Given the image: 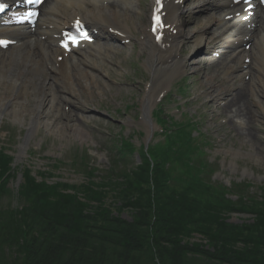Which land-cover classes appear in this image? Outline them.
I'll use <instances>...</instances> for the list:
<instances>
[{"label":"trees","instance_id":"trees-1","mask_svg":"<svg viewBox=\"0 0 264 264\" xmlns=\"http://www.w3.org/2000/svg\"><path fill=\"white\" fill-rule=\"evenodd\" d=\"M183 147L171 135L152 163L79 186L24 170L18 205L0 207V264H264V196L222 200ZM11 162L0 153V199L12 195ZM231 213L253 221L229 224Z\"/></svg>","mask_w":264,"mask_h":264},{"label":"rangeland","instance_id":"rangeland-1","mask_svg":"<svg viewBox=\"0 0 264 264\" xmlns=\"http://www.w3.org/2000/svg\"><path fill=\"white\" fill-rule=\"evenodd\" d=\"M133 54L129 56L122 51L114 58L113 63L105 68L109 77L107 79L111 81L107 82L109 89H103L100 95L94 89L92 97L84 99L83 103L89 111L88 124L76 123L84 132L82 140L74 136L70 130H66V126L72 123H69L71 121L68 113L63 112L55 119L56 123H61V130L57 133L47 132L43 127L34 130L28 140L27 150L20 156L19 146L27 137L29 119L26 117L15 122L7 110L3 111L4 113L0 115V151L12 155L16 177L10 179L8 186L12 195L0 199L1 208L8 209L9 206L14 208L18 205L15 189L18 187H16L18 179L20 178V183L23 181L21 172L24 170H30L32 176L38 180L39 174L45 176L48 183L60 181L68 185H80L86 181V177L81 168L75 167L76 163H80L76 162L79 156L86 160L85 165L98 170L96 177L105 175L104 172L107 171L112 172L113 168L117 169L118 159L125 160L127 164L132 165L131 167L138 166L137 154H129L130 151H125L123 146L118 152L125 138L133 136L132 142L138 145L147 139L145 126L139 125L142 118L139 111L144 95L142 82L145 78L142 77V73L148 70L140 56ZM206 79L198 75L194 80L188 81V85L182 86L185 95L188 96L186 98L194 100L186 103L185 109L181 111H190L192 119L198 121L200 132L206 134L210 140V145H204L202 152L216 165L213 179L217 184L221 183L227 187L240 185L252 195L258 190L261 193L264 190V99H261L260 111L256 112L253 107L257 118L251 121L247 131L242 132L235 123L229 121L222 109H216V105L211 104L213 101L206 96L208 92ZM14 97L17 100L20 98ZM93 97L94 100L91 101ZM30 102L34 101L32 99L25 101L24 114L28 105L32 104ZM204 103L207 105L204 106ZM170 108L174 109L175 106ZM69 110L73 113L78 112L75 107ZM44 111L49 115L53 112L48 109ZM43 119L44 116L40 120ZM41 172L46 174L43 175ZM122 217L129 219L126 213ZM250 217L246 214L232 213L231 221L239 224Z\"/></svg>","mask_w":264,"mask_h":264},{"label":"bare ground","instance_id":"bare-ground-1","mask_svg":"<svg viewBox=\"0 0 264 264\" xmlns=\"http://www.w3.org/2000/svg\"><path fill=\"white\" fill-rule=\"evenodd\" d=\"M134 1L135 0H111L108 4L89 1L85 7L84 0H50L47 12L56 15L54 20L60 24L42 26L45 28L42 32L46 33L47 45L38 41L21 40L18 45L11 47L10 50L0 52V115L4 113L3 111L7 110L8 115L15 122L23 120L26 117L30 122L27 128V140L24 141L23 144L20 143L19 146L20 156L27 150V141L31 138L34 130L43 127L47 132L51 131L57 133L62 128L61 123L55 122V119L59 117L58 113H62L59 110L61 102L57 103L54 101L55 112L49 115L44 111L47 109L45 104H47L48 97L42 94L43 90L39 93V96L37 95L38 91L34 93L35 91L28 90V87L42 88L40 86L41 84L33 82L37 81L38 74L44 73L51 79V82L48 83V88L51 90V94H53L54 97H58L60 92V89L55 87L54 76L56 74L65 78L64 81L68 86L67 92L73 95L75 78L77 76L82 75L85 76L86 80L89 79V81H92L95 78L94 71L97 69V66L108 62L112 55L115 56L114 53L99 46L98 42H96L94 46H87L84 50H78L75 54L64 57L63 53L54 47V35L72 23L75 17L81 16L83 20L88 23L89 27L99 32L100 38L122 44V42L128 41L129 38L132 37L129 35L127 22L131 20L129 12L132 10L131 7ZM200 5L205 4L203 2ZM199 7L200 6H197L195 9ZM247 23L254 26L257 30L256 40L253 43V56L259 55L264 58V16L260 13H255ZM235 27L238 28L237 26ZM19 35H21V33H16L15 38ZM142 36L143 40H139V43L142 49L148 50L146 66L152 71V83L150 84L149 90L145 87L147 95L143 98V113L146 114L159 93L168 85L170 80L179 74L181 75L185 71L187 64L183 60L177 59L179 55L177 50L170 53L160 52L152 47L150 34L145 33L143 30ZM204 42V38L201 37L195 42L194 48L200 47L199 45ZM223 46L226 45H222V47ZM47 47L48 51L44 54V50H47ZM82 53L83 57L87 58L86 60L83 59V57L79 58V55ZM58 57H62L63 59L61 63L57 64V69H55L53 59L55 60ZM242 58L243 53L239 49L236 48L230 51V54L224 60L225 69L223 70V74L227 75L231 73V71L241 68ZM35 59L38 60L37 63L34 61ZM47 60H49V62L46 63ZM18 63L21 64L23 71L16 73L12 72L9 67ZM48 64L52 66L54 72L49 71L48 68L46 69ZM196 64L197 63L194 62V65ZM27 74H32L33 79H28ZM76 82L77 85H79V78L76 79ZM102 85L104 86L96 82L92 87L96 88L98 93H102L103 88H108L107 84L105 86L104 82H102ZM256 86L254 90L256 93L264 90V79L259 78ZM217 93L218 92H212L211 96L216 97ZM18 95L20 98L17 100L14 96ZM59 97L60 99L66 100L71 106H76L78 109L79 113L73 114L71 112L68 116L71 121L69 123L72 124L68 127L66 126V130H70L74 136L82 140L84 138V132L76 123L86 124L85 113H87L88 109L80 102L75 103L63 95ZM253 97L254 94L249 90L234 92L232 99L224 106L223 110H231L232 115H234L236 119L242 121L243 119H249V123H252L251 121L257 118L255 115L256 112H258L256 108L262 109V105L258 100L259 97H255V99H257L256 102ZM32 98L34 102H30L32 104L28 105L27 111L24 114L23 105H25L27 99ZM253 105L256 112L252 107ZM42 111L43 113H41ZM43 116L44 119L40 120ZM47 118H50L49 120H54L49 121ZM242 125H246V122L244 121L243 124L239 123V126Z\"/></svg>","mask_w":264,"mask_h":264},{"label":"snow or ice","instance_id":"snow-or-ice-1","mask_svg":"<svg viewBox=\"0 0 264 264\" xmlns=\"http://www.w3.org/2000/svg\"><path fill=\"white\" fill-rule=\"evenodd\" d=\"M20 2L24 5H35L38 6L42 3V0H20ZM157 4L160 3V0H156ZM237 3H239V0H236ZM4 5L0 4V12H3ZM159 11V9H158ZM37 13L35 11H26L24 15L22 16V20H30L32 17L36 16ZM163 24L161 23L160 17L157 15L155 17V28L153 29L154 31L158 30L159 28H162ZM86 38V37H85ZM160 37L157 36V39ZM72 43H77V40L75 37H70ZM0 44H6V41H0Z\"/></svg>","mask_w":264,"mask_h":264}]
</instances>
